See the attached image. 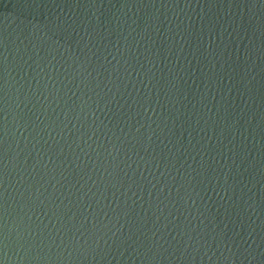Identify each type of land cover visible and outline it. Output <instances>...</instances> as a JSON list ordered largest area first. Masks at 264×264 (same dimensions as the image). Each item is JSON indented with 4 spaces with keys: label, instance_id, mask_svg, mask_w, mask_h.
<instances>
[{
    "label": "water",
    "instance_id": "95a60500",
    "mask_svg": "<svg viewBox=\"0 0 264 264\" xmlns=\"http://www.w3.org/2000/svg\"><path fill=\"white\" fill-rule=\"evenodd\" d=\"M0 264H264V0H0Z\"/></svg>",
    "mask_w": 264,
    "mask_h": 264
}]
</instances>
